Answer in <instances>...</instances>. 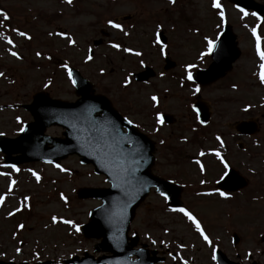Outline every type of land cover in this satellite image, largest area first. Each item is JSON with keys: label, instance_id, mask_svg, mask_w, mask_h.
Segmentation results:
<instances>
[{"label": "rangeland", "instance_id": "1", "mask_svg": "<svg viewBox=\"0 0 264 264\" xmlns=\"http://www.w3.org/2000/svg\"><path fill=\"white\" fill-rule=\"evenodd\" d=\"M220 5L224 21L234 28L242 51L233 70L240 74L245 87L256 82V78L259 80L261 61L256 54L252 29H256L261 51H264V22L256 26L257 21L251 14L244 16L227 4L220 2ZM0 11L9 17L7 21L0 17V33H3L0 37V73H3L0 76V135L17 137L30 117L16 105L30 103L39 92L52 99L73 101L74 90L64 65L75 69L95 85L96 92L110 97L137 126L141 122L150 126L143 127L142 131L157 143L158 161L153 172L165 177H172L175 169L185 173L189 178L188 182L186 179L182 182L185 185L182 200L188 207L185 210L194 212L190 214L205 233L220 237L219 204L213 203L216 209L209 212L213 207L193 198L202 186L198 184L200 177L191 162L194 159L202 163L203 156L197 155L208 145L204 143V132L193 129L186 110L192 97L204 91L193 92L195 88H189L193 85L184 79L189 65L192 66L190 72L208 65L207 41L215 40L224 23L220 20V9H213L211 0H175L173 4L168 0H72L71 4L63 0H0ZM110 20L118 23L120 29L111 28ZM12 29L24 32L30 39ZM158 33L166 37L164 55L156 43ZM111 44L119 45V50L113 49ZM125 48L141 55L124 52ZM13 51L20 59L10 55ZM167 61L173 66L164 70ZM144 66L157 76L148 83L151 87L133 81V73ZM152 93L157 97L155 106L149 101ZM259 94L256 89L253 96ZM173 105L178 109L176 125L162 127L156 134L151 130L157 125L155 116L160 112H173ZM47 133L60 136L61 130L51 128ZM163 139L164 146L160 147L158 142ZM161 153L172 165L165 168ZM2 156L0 153V173H3L0 196H4L0 201V260L64 264L72 257H82L84 251L89 254L93 241L83 239L76 229L86 223L88 213L99 203L92 199L80 200L76 192L87 187H107L104 177L95 175L91 166L79 164L76 156L60 162L63 172L39 162L6 167ZM61 195L65 200L60 199ZM17 208L20 210L16 211ZM10 212L14 214L9 216ZM136 214L137 222H144L148 227L147 235H162L163 247L171 239L176 247L185 250L187 257L206 263L204 251L209 247L199 240L194 225L182 213L169 212L163 201L151 195ZM52 217L57 218V223H52ZM224 219L227 225L236 223L235 218L224 216ZM63 220L71 223L60 222ZM252 223L261 226L264 217ZM20 225L23 227L18 228ZM213 241L211 238V246ZM181 242L183 247L179 246ZM169 248L175 252L173 246Z\"/></svg>", "mask_w": 264, "mask_h": 264}, {"label": "flooded vegetation", "instance_id": "2", "mask_svg": "<svg viewBox=\"0 0 264 264\" xmlns=\"http://www.w3.org/2000/svg\"><path fill=\"white\" fill-rule=\"evenodd\" d=\"M220 1L224 5L227 4L237 9L227 0ZM247 1L264 10V0ZM246 12L251 15L255 13L253 11ZM255 14V16H252L257 21L256 26H260L261 23L264 22V12L263 14L259 12ZM257 16L260 17L259 20L256 19ZM233 29L225 20L219 32H228L231 37V48L233 50L238 48L239 50V58L232 64V68L217 80L205 85H197L189 81L186 77L184 78L193 85L189 88L204 91V93H196V95L192 97L193 99L189 101L188 108L185 106V108H187L186 114L192 120L193 129L196 132L200 130L204 132V143L208 145L203 147V162L200 163L204 168V173L201 174L200 166L196 164L194 159L191 162V164L195 166L200 177L198 184L202 186L200 190L195 192L193 198L204 201L206 206L213 207L209 212L216 209L213 203L216 205L218 203L220 218L227 216L236 219L235 225H227L225 219L222 220L221 218L218 227L220 237H214L208 235L209 233H205L209 238V243L207 244L197 232L196 234L199 240L202 241L205 246L209 247L204 251L205 264H264V223L261 226L252 223V220L257 221L259 217H264V85H261L260 81H257L256 78V82H251L248 86L244 87L240 74L234 73V65L239 61L242 51L238 45L237 36ZM222 52L227 54L226 47ZM252 53H254L253 48ZM88 57H90V53H88ZM172 66L173 65H165L163 69L169 70ZM170 76L176 77L177 75L171 74ZM154 77L157 78L155 72L151 74L148 80L135 83L151 87L148 83L151 82V79ZM256 89L260 91V94L258 96H253ZM90 95L107 98L110 105L121 116L132 121L122 113L121 108H119L110 97L106 94L96 92L93 83ZM152 96H156V94H150V97ZM149 101L150 103L152 102L150 98ZM172 108L173 112L171 113L167 111L158 113L161 116L162 122L151 127V130L156 134H158V130L162 127H172L176 125V118L178 117L177 105H173ZM245 108L248 110L244 111ZM193 109H195V111H193ZM157 115L154 119H156ZM260 117H262V119H260ZM136 127L142 134H145L153 140L148 134L142 131L143 127L150 128V126L141 122L140 126ZM217 137L220 139L217 140ZM244 141H250V143L246 144ZM158 143L160 147L164 146L165 139ZM154 144V165H156L155 163L158 161V149L155 141ZM215 152L220 153V159H223L228 165L227 168H225L224 164L220 163V159H217L213 154ZM160 155L165 168L172 165L167 162L166 155L162 153ZM197 156L201 157L200 155ZM173 166L175 167V165ZM153 173L157 177L180 186L179 206L188 209V207L184 205L185 202L182 200L183 188H185V185L182 183L184 182L183 179H186L187 182L189 181L185 173H180L178 169L174 170L171 174L172 177H165L159 172ZM202 180L204 181L203 184L201 183ZM220 192H224L227 198H222L219 195ZM202 193L211 194L203 195ZM151 195L158 197L159 200L165 203L164 198L156 194L154 190H151L150 196ZM142 205H140V207ZM188 212L194 213L193 211ZM175 213L179 214V212ZM136 215L137 214H134V218L130 223L126 242L121 244L126 247V250L133 251V256L130 257L131 261L134 262L137 260V264H203L198 258L187 257L185 250L176 247L173 244L174 241L171 239H169L168 245L163 247L161 244L162 235H147L148 227H146L144 222L138 223ZM202 230L204 231L203 228ZM164 232L166 233V231ZM165 235H167V233ZM209 236L214 240L212 246ZM91 241H93L92 249H94L98 241ZM170 246L174 247L175 252L169 250ZM179 246L183 247L184 244L181 242ZM86 252L87 251H84L83 254H86ZM121 254L125 255V252ZM99 256L94 255L93 257L97 258ZM112 256V253L107 255L108 258Z\"/></svg>", "mask_w": 264, "mask_h": 264}, {"label": "water", "instance_id": "3", "mask_svg": "<svg viewBox=\"0 0 264 264\" xmlns=\"http://www.w3.org/2000/svg\"><path fill=\"white\" fill-rule=\"evenodd\" d=\"M243 9L263 14L264 10L247 0H229ZM222 44L226 43L225 37ZM231 39V37H230ZM232 49V48H231ZM239 56L237 50L223 54L221 38L211 53L212 63L207 71H199L195 80L200 84L210 83L230 69ZM71 72V84L75 95L81 97L74 103L51 100L43 93L33 96L30 105L24 106L33 117L19 136L10 139L0 136V152L6 165H20L29 162H45L56 165L69 155L79 156L82 164H91L94 173L104 175L110 184L108 189L85 188L77 192L79 199H97L101 205L89 213L88 223L80 229L85 238L100 239L96 252H111L112 258H103L93 263L90 259L75 258L69 264H133L130 254L121 244L127 240V231L135 209L147 197L150 188L155 187L168 198L169 206L178 204L179 188L157 178L151 173L153 145L128 124L111 108L101 96H91L90 84L82 79L78 71ZM144 74L135 76L143 80ZM101 113L102 117L95 114ZM55 125L65 129L63 138H51L45 129ZM128 134L123 135L121 128ZM134 130V131H133ZM131 144L130 148L127 145ZM125 258L121 259V253ZM0 264H13L3 263Z\"/></svg>", "mask_w": 264, "mask_h": 264}, {"label": "snow or ice", "instance_id": "4", "mask_svg": "<svg viewBox=\"0 0 264 264\" xmlns=\"http://www.w3.org/2000/svg\"><path fill=\"white\" fill-rule=\"evenodd\" d=\"M63 2H64V3H67V4H71V3H72V0H63ZM168 2H169V4H173V3L175 2V0H168ZM211 7H212L213 9H220V11H219L220 20H221V22H223V21H224V12H223V10L221 9V5H220V3H219V0H211ZM238 11L242 12L244 16H247V15H248V13L245 12L242 8H241V9H238ZM252 15L255 16L256 14H255V13H252ZM0 17H2L4 21H7V20L9 19V17L7 16V14H5V13L2 12V11H0ZM256 19L259 20L260 17L257 16ZM108 24H109V26H110L111 28H114V29H120V27H121L118 23H115V22H113V21H111V20L108 21ZM158 27H159V26H158ZM12 31H16L18 35L24 37L25 39H30V37L27 36L24 32H18L16 29H12ZM50 35H51V33H50ZM57 35H61V34H60V33H57ZM125 35H127V33H125ZM252 35H253L254 39L256 40V54H257V56L259 57V59H260V61H261L260 65H259V69H260V71H259V73H258V75H259V81H260L261 85H264V51H261V46H260L261 42H260V38L257 36V34H256V29H255V28L252 29ZM2 36H3V33H0V37H2ZM68 40H69V44H72V43H73V41H72V39H71L70 37L68 38ZM6 43L11 44L12 41H11V40H6ZM156 43H157L158 45H161V42H160L159 38H157ZM111 47H112L113 49H117V50H119V45H117V44H111ZM207 47H208V52H211V51L213 50V48H214V43H213V41H210V40L207 41ZM123 51H124V52H131V54H132V55H135V56H140V55H141L140 52H138V51H137V52H132V51H131L130 49H128V48L123 49ZM160 53H161V55H164V46H163V45L160 46ZM10 55L13 56V57H15L16 59H20V57H19V56L17 55V53L14 52V51H13V52H10ZM37 55L39 56V53H37ZM202 55H203V53H202ZM90 58H91V57H89V59H90ZM64 67H65V69L67 70V66L64 65ZM191 67H192V66L189 65L188 67L185 68V72L187 73L186 78H187L189 81L192 80V75H191V73H190V71H189V68H191ZM2 75H3V73H0V76H2ZM71 78H72V77H71V72H69V79H71ZM126 85H127V80H125V86H126ZM198 91H199V89H193V92H198ZM150 99L153 101V106H155V105H156V101H157V97H156V96H152V97H150ZM247 110H248L247 108L244 109V111H247ZM193 111H195V109H193ZM156 122H157V124H160V123L162 122V120H161V116H160L159 114H158L157 117H156ZM21 131H23V129H21ZM216 139L219 140L220 138L217 137ZM161 143H163V142H161ZM221 146H223V145H221ZM213 154L217 157V159H220V153H219V152H215V153H213ZM199 155H200V156H203L204 153L201 152V153H199ZM220 163H221V164H224V167H225V168L228 167V165L224 162L223 159H220ZM196 164L200 166V172H201V174H203V173H204V168H203V166L200 164V161L197 160V161H196ZM55 166H56L57 168H59L60 171H62V172L65 171L63 168H60L59 165H55ZM13 171H16V169L13 168ZM0 175H3V173H0ZM33 176H36V174L33 173ZM36 179L39 180L40 178H39L38 176H36ZM13 183H14V182H13ZM201 183L203 184L204 181L202 180ZM9 189L11 190V184L9 185ZM202 194H203V195H210L211 193H202ZM219 195H220L222 198H227V196H226V194H225L224 192H220ZM27 199H28V198L25 197V200H27ZM60 199H61V200H65V197H64L63 195H61ZM165 199H167L166 196H165ZM3 200H4V196H0V201H3ZM25 207H27V204L25 205ZM19 210H20L19 208L16 209V211H19ZM171 211L182 213L183 216L186 217V219H187L189 222H191L192 225H194V227H195V231L199 234V236L203 239V241H204L206 244L209 243V238H208V236H207V235L205 234V232L202 230L201 225L197 222V220L193 217V215H191V214H190L188 211H186L184 208L171 209ZM13 214H14V213L10 212V213H9V216H11V215H13ZM60 222H62V223H66V224H70V223H71L70 221H67V220H63V221H60ZM52 223H53V224L57 223V218H56V217H52ZM22 227H23L22 225L18 226V228H22ZM73 227H75V226L73 225ZM76 230L79 231V229H76ZM161 243H163V241H161ZM17 251L19 252V249H17ZM213 258H215V257H213Z\"/></svg>", "mask_w": 264, "mask_h": 264}]
</instances>
